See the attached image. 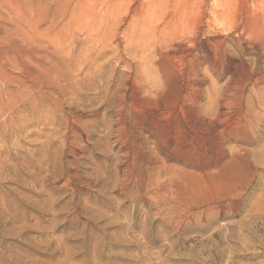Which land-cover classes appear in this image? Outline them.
Segmentation results:
<instances>
[{
    "label": "rangeland",
    "instance_id": "rangeland-1",
    "mask_svg": "<svg viewBox=\"0 0 264 264\" xmlns=\"http://www.w3.org/2000/svg\"><path fill=\"white\" fill-rule=\"evenodd\" d=\"M184 1L0 0V264H264V14Z\"/></svg>",
    "mask_w": 264,
    "mask_h": 264
},
{
    "label": "bare ground",
    "instance_id": "bare-ground-1",
    "mask_svg": "<svg viewBox=\"0 0 264 264\" xmlns=\"http://www.w3.org/2000/svg\"><path fill=\"white\" fill-rule=\"evenodd\" d=\"M142 1H144V0H142ZM145 1H147L145 4H143L141 7H140V17H141V19L143 20V23H146V24H152V20H154V17L155 16H157L159 13H160V10H162V6L164 5V2L166 1V0H145ZM169 1V0H168ZM181 1H183V0H170V4H171V6L172 7H177V4L178 3H180ZM190 2H191V0H189ZM197 1V0H196ZM205 1L206 0H200L199 2H195V4H197V5H199V8L198 9H200L199 11H200V15L201 16H204L205 14H204V10H203V6H204V4H205ZM253 1H256V2H258V6H259V9L262 11L261 13L262 14H264V0H253ZM115 2H117V1H115ZM184 2H186L187 3V5L188 4H190L191 6H193V3L191 2H188L187 0H185ZM199 3V4H198ZM220 3H225V0H220ZM142 4V3H141ZM183 4V3H182ZM181 4V6H183V8H184V5H182ZM194 4V5H195ZM196 5V6H197ZM178 6H179V4H178ZM191 6H189V7H187V8H190ZM172 7H170L172 10H174ZM180 7V6H179ZM198 7V6H197ZM196 7V8H197ZM167 8H169V7H167L166 6V10H167ZM251 8H252V6H251ZM179 9H181V8H179ZM198 9H197V11H198ZM168 10H170V9H168ZM167 10V11H168ZM191 10V9H190ZM187 11H189V10H187ZM206 11V10H205ZM186 12V11H185ZM248 12V11H247ZM252 12H253V10H252ZM139 13V12H138ZM164 13V12H163ZM165 13H166V11H165ZM173 13V12H172ZM174 13H176V12H174ZM190 13V12H189ZM193 13V12H192ZM191 13V14H192ZM206 13V12H205ZM258 13V12H257ZM162 14V13H161ZM169 14H171L170 12H169ZM199 13H196L195 15H198ZM250 14V13H249ZM248 14V15H249ZM167 15V14H166ZM190 15V14H189ZM194 15V16H195ZM193 16V15H192ZM250 16V15H249ZM183 16L181 15V18H182ZM185 17V16H184ZM208 17V16H207ZM180 18V19H181ZM195 18L197 19V16H195ZM251 18V17H250ZM171 19H172V16H171ZM174 19V18H173ZM187 20V19H186ZM189 20V19H188ZM200 20V19H199ZM248 20V19H247ZM250 20V19H249ZM168 21H171L170 19L168 20ZM183 21V20H182ZM202 21V23H203V20H201ZM154 22V21H153ZM196 22H198V20L196 21ZM248 22V21H247ZM142 23V24H143ZM157 23V22H156ZM191 23V22H190ZM199 23V22H198ZM262 23H264V18H263V20H262V22H261V17L259 18H257V19H255V21H254V23H253V25H252V28L254 29V31L256 32V33H264V25L262 24ZM174 24H175V21H174ZM144 25V24H143ZM142 25V26H143ZM147 26V25H146ZM160 26V25H159ZM187 26V25H186ZM202 26H203V24H202ZM189 27H190V25H189ZM189 27L187 28L188 30H189ZM198 27V26H197ZM250 27V26H249ZM155 28V27H154ZM195 29H196V27H194ZM193 28V29H194ZM200 28V27H199ZM185 29H186V27H185ZM184 29V30H185ZM191 29V31H192V28H190ZM157 29H155V31H156ZM159 30V29H158ZM250 30V29H249ZM187 31V30H186ZM191 31H189V32H191ZM194 31V30H193ZM188 32V31H187ZM199 32V31H198ZM186 33V32H185ZM256 36H258V35H256ZM264 43V42H263ZM264 48V47H263Z\"/></svg>",
    "mask_w": 264,
    "mask_h": 264
}]
</instances>
